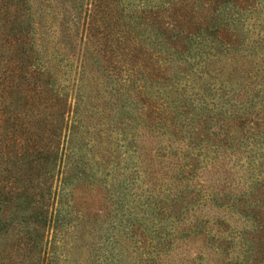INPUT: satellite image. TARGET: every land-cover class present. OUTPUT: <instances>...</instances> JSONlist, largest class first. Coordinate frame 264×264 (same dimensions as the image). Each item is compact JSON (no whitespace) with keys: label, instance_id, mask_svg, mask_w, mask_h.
I'll use <instances>...</instances> for the list:
<instances>
[{"label":"trees","instance_id":"1","mask_svg":"<svg viewBox=\"0 0 264 264\" xmlns=\"http://www.w3.org/2000/svg\"><path fill=\"white\" fill-rule=\"evenodd\" d=\"M85 1L71 104L0 0V264L73 261L85 224V264H264V0Z\"/></svg>","mask_w":264,"mask_h":264},{"label":"rangeland","instance_id":"2","mask_svg":"<svg viewBox=\"0 0 264 264\" xmlns=\"http://www.w3.org/2000/svg\"><path fill=\"white\" fill-rule=\"evenodd\" d=\"M86 2L87 4H85ZM89 5V1L84 0V7L82 8L80 16L74 18L70 16L71 13L73 14V11L69 5V2H64L63 0H31L30 2V12L33 13L32 27H34V30L32 31L33 33H36L37 43L41 44L40 50L45 53V58L50 61L49 65L52 64L53 71L57 72L55 73L58 78L57 81H59V83L64 86L63 91L67 93L69 102L71 104H74V101L77 100L78 93L80 95L79 86L83 79L82 71L84 70L82 63L84 62V58H86V54L91 52V46H89V52L87 51L88 53L85 51L87 43L84 33L86 32L82 26L83 11H85L86 7L88 9ZM263 15L264 14H262V16ZM255 27L256 28L249 25L250 33L252 31L257 32L258 28L257 26ZM138 29L141 30L142 27H138ZM65 33L69 34L71 39L70 41L72 42V49L67 44L68 39H66ZM143 33H147V30H145ZM64 51L69 52L67 57L65 56ZM90 64L91 62H89V66H87L84 70L85 75H89V78L95 73L94 69L96 68V64ZM86 84H88L87 80ZM105 99H107L109 103H113L112 98L108 99V97H106ZM113 113L114 110L110 113V119H112ZM95 121L96 119H94V122ZM92 136L93 135H90L89 138ZM113 138H115L114 135ZM107 140L109 141L110 139ZM112 141L114 142V140ZM92 142L93 140L88 141V145L85 146V150L89 156L95 150L93 149V151H88ZM103 143L101 144L104 146ZM112 145V147L115 146L114 143ZM124 155H122L123 158ZM96 175L97 178L104 177V175H101L99 172ZM59 181L60 175L54 176L52 184L53 189L54 187L59 188ZM109 182L110 181H107L108 188L110 187ZM67 190L68 188H65L64 192ZM80 209L81 210L79 213L81 212L83 214L82 217L86 221L93 220L91 212L88 214V211L85 210V208L80 207ZM99 226L106 227V223H101L98 220V225L94 229ZM80 232L81 226L78 225L76 230L77 236L75 237L76 240L71 239V241L67 243V248L70 252L67 253L66 257L70 259L72 258L73 261H69L68 263H66V261H62L60 264H85L87 260H90L88 255L89 246L92 241H94L95 245L98 246L99 240L96 239L97 234L95 230L91 229L86 224L83 235L79 239Z\"/></svg>","mask_w":264,"mask_h":264}]
</instances>
